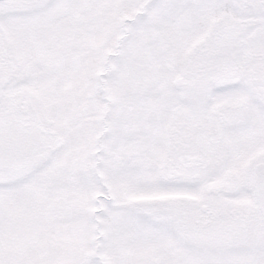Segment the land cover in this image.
I'll list each match as a JSON object with an SVG mask.
<instances>
[{"label": "snow or ice", "instance_id": "snow-or-ice-1", "mask_svg": "<svg viewBox=\"0 0 264 264\" xmlns=\"http://www.w3.org/2000/svg\"><path fill=\"white\" fill-rule=\"evenodd\" d=\"M0 264H264V0H0Z\"/></svg>", "mask_w": 264, "mask_h": 264}]
</instances>
